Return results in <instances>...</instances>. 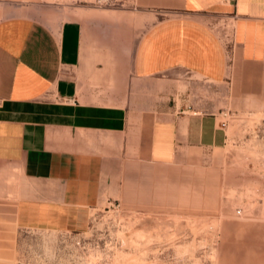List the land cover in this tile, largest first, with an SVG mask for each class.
<instances>
[{
  "label": "crops",
  "instance_id": "obj_1",
  "mask_svg": "<svg viewBox=\"0 0 264 264\" xmlns=\"http://www.w3.org/2000/svg\"><path fill=\"white\" fill-rule=\"evenodd\" d=\"M31 1L0 19V180L21 179L0 196V264L17 230L78 229L106 201L217 211L228 128L181 78L263 98L264 0ZM230 233L221 264H264V221Z\"/></svg>",
  "mask_w": 264,
  "mask_h": 264
},
{
  "label": "rangeland",
  "instance_id": "obj_2",
  "mask_svg": "<svg viewBox=\"0 0 264 264\" xmlns=\"http://www.w3.org/2000/svg\"><path fill=\"white\" fill-rule=\"evenodd\" d=\"M18 1L0 0V19L7 15V5ZM56 1L73 9L86 3ZM190 74L182 75L183 89L189 80L197 83L203 109L219 112L228 128L226 164L219 170L227 185L219 209L142 211L106 201L88 210L78 229L17 230L12 260L3 264H221L222 245L230 241L236 246L237 235L230 230L264 221V97ZM3 106L0 101V109ZM5 177L0 180V196L6 193V201L12 202L20 171L7 167Z\"/></svg>",
  "mask_w": 264,
  "mask_h": 264
},
{
  "label": "built area",
  "instance_id": "obj_3",
  "mask_svg": "<svg viewBox=\"0 0 264 264\" xmlns=\"http://www.w3.org/2000/svg\"><path fill=\"white\" fill-rule=\"evenodd\" d=\"M224 1L228 4H232V3L236 2L237 0H224ZM223 125H224V123H223Z\"/></svg>",
  "mask_w": 264,
  "mask_h": 264
}]
</instances>
